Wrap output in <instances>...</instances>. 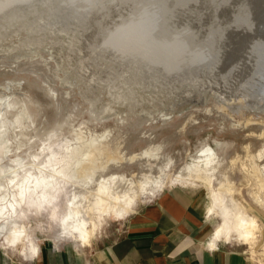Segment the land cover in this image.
Listing matches in <instances>:
<instances>
[{
	"label": "rangeland",
	"instance_id": "374dc122",
	"mask_svg": "<svg viewBox=\"0 0 264 264\" xmlns=\"http://www.w3.org/2000/svg\"><path fill=\"white\" fill-rule=\"evenodd\" d=\"M263 61L264 0H0L6 264L73 242L63 227L108 235L125 197L179 185L207 206L206 176L259 227L232 246L264 264Z\"/></svg>",
	"mask_w": 264,
	"mask_h": 264
},
{
	"label": "crops",
	"instance_id": "0c3cea01",
	"mask_svg": "<svg viewBox=\"0 0 264 264\" xmlns=\"http://www.w3.org/2000/svg\"><path fill=\"white\" fill-rule=\"evenodd\" d=\"M205 196L179 185L133 210L88 243L41 241L24 264H258L232 242L213 241ZM206 206V207H205ZM0 264H6L0 252Z\"/></svg>",
	"mask_w": 264,
	"mask_h": 264
},
{
	"label": "bare ground",
	"instance_id": "6f19581e",
	"mask_svg": "<svg viewBox=\"0 0 264 264\" xmlns=\"http://www.w3.org/2000/svg\"><path fill=\"white\" fill-rule=\"evenodd\" d=\"M204 153H207V160L213 159V156L210 154V148L205 149ZM63 174L65 173H61L60 171L59 173L55 174V177L64 181L66 177ZM81 176L82 172L76 173V180L80 179ZM9 181L11 183L13 181V178ZM202 181L209 191V202L207 205L208 216L211 218L220 216L221 218L220 224L214 226L212 240L231 242L233 238H236L243 244H247L252 247L255 243L256 232L259 230V227L255 223V221L248 216L247 209L234 198L232 189L229 188L228 190H226L228 191L231 200V205L228 206L224 201V190L222 185L218 190H215L212 187L211 181L207 178V176L204 177ZM2 185L3 184H0V193H3L5 190V188H2ZM47 188L49 189V186ZM20 194H24L22 189L20 191ZM2 208H5V210L7 209L8 214H13L16 212V205L14 200H7L6 202L2 203L0 211L2 210ZM130 212H132V203L129 198L125 197L121 201H119L118 204H116V207L112 211V216H114L116 219H122ZM72 215L73 210L71 209L66 217L71 216L72 218ZM99 228V224H93L89 228L83 224H76L73 225L72 228L63 227V230L65 231V236L67 239L73 241L74 243L85 244L90 241L93 235L96 234V230H98Z\"/></svg>",
	"mask_w": 264,
	"mask_h": 264
},
{
	"label": "water",
	"instance_id": "95a60500",
	"mask_svg": "<svg viewBox=\"0 0 264 264\" xmlns=\"http://www.w3.org/2000/svg\"><path fill=\"white\" fill-rule=\"evenodd\" d=\"M256 61H257V59H255V65H256ZM254 69H256V68L254 67ZM260 71H261V74L264 76V66H260Z\"/></svg>",
	"mask_w": 264,
	"mask_h": 264
}]
</instances>
